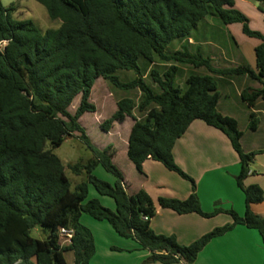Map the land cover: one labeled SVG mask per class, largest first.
<instances>
[{
  "label": "trees",
  "instance_id": "trees-1",
  "mask_svg": "<svg viewBox=\"0 0 264 264\" xmlns=\"http://www.w3.org/2000/svg\"><path fill=\"white\" fill-rule=\"evenodd\" d=\"M34 1L50 19L60 21L58 29L39 33L31 21L14 18L15 6L0 4V264H63L61 256L66 251L72 252L73 264H88L94 242L90 231L79 223L81 214L105 221L120 238L135 241L150 253L152 261L162 264L194 263L210 240L235 226L257 231L264 250V217L252 211V206L264 201V193L257 185L244 186L249 165L260 152L244 153L236 121L217 111L219 93L213 75L247 76L257 81L262 88L244 89L240 99L248 108L258 100L264 103V35L248 31L234 0ZM208 17L224 26L242 23L245 34L260 40L254 49L255 73L247 65L213 69L210 59L199 53H167L173 42L190 39ZM140 60L147 65L156 60L190 63L212 75L189 74L181 89L175 85L176 66H169L162 76L153 70L150 76L159 89L155 93L144 82ZM118 71L133 72L136 77L122 83L115 75ZM98 78L116 89H136L142 94L138 110L144 113L143 119L133 116L131 99L120 98L115 113L100 124L107 132L114 122L126 117L133 120L126 157L136 171L141 173L142 164L151 159L190 184L186 199L159 198L158 207L204 219L226 214L230 224L214 228L188 246L179 245L174 236L151 230L156 208L150 197L143 190L126 194L123 177L111 162L110 148H94L78 123L83 114L96 110L89 99ZM78 95L79 106L70 114L68 108ZM197 120L220 131L238 158L235 183L244 196L242 216L217 208L202 212L194 181L173 160L176 140ZM257 126L258 120L250 113L249 130L255 131ZM75 134L91 152V159L86 165L72 167L73 174L84 175L85 180L70 190L64 166L53 150ZM97 165L115 176L113 185L92 175ZM88 185L97 195L111 198L115 210L102 207L96 199L84 202ZM34 229L42 239L31 236ZM60 229L73 232L67 246L59 244Z\"/></svg>",
  "mask_w": 264,
  "mask_h": 264
},
{
  "label": "crops",
  "instance_id": "crops-1",
  "mask_svg": "<svg viewBox=\"0 0 264 264\" xmlns=\"http://www.w3.org/2000/svg\"><path fill=\"white\" fill-rule=\"evenodd\" d=\"M188 40L191 41V38ZM213 46L218 50L215 42H213ZM225 58H229L227 64L230 65V68L244 65L243 56L237 50V46L236 52L230 57L225 56ZM211 62L212 59H210V65ZM248 67L255 73V56L254 61L248 62ZM200 75L212 74L208 72ZM213 76L218 84L219 101L217 111L220 115L234 119L239 128V119L232 113L236 110L240 117L244 115V119L241 120L244 121L245 125L247 124V130H249L250 113H253L259 119L257 129L255 131L249 130L250 134H246V131H241L239 128L242 133L240 146L244 153L260 152L250 164L253 165V169H250L249 166V173L244 180V186L257 185L264 193V103L258 100L252 108L246 109V104L240 99V94L244 89L259 90L262 85L247 76ZM114 105L116 111V101H114ZM98 123L101 124L102 121L98 120ZM133 123L131 118L126 117L121 122H114L109 131L103 132L107 138L114 140L116 138L115 141L118 139L122 140L121 149L125 155ZM118 131H120V135H116ZM257 133H260V136H257ZM87 137L89 138L88 135ZM115 141H109L105 147L97 150L102 151L107 147L110 148L109 152L112 154L111 162L123 177V186L127 195L131 196L139 190H143L150 197L156 212L149 224L155 234L174 236L179 245L188 246L214 228L231 223L230 217L226 214H219L213 218L204 219L195 214L177 215L170 210L159 208L157 205L159 198L186 199L190 194L189 182L175 173L167 171L160 163L151 159L146 160L142 164L141 173L136 171L129 160L127 163L122 161L121 166L117 165L119 151ZM172 155L176 166L194 181L195 192L202 212L211 213L217 208L223 211L232 210L239 216L243 215L244 196L235 183V177L240 171L239 161L228 139L220 131L205 125L202 121H194L189 125L185 133L176 140ZM98 178L107 183H112L111 180L104 178L102 175H98ZM97 201L108 210H115V205L110 200L99 198ZM217 203L218 207H216ZM258 205L260 206H252V211L257 216L264 217V201ZM79 223L92 233L94 253L95 234L103 232L121 250L135 253L134 257L138 261H142L148 256L150 257V253L140 249L135 241L120 238L105 221H95L89 216L80 215ZM61 258L63 264H73L72 252L66 251L62 253ZM102 260L100 258V264H104ZM149 260L151 259L149 258ZM149 260L148 262H152V260ZM88 264H90V261ZM192 264H264V250L260 236L255 230L247 229L243 226H235L224 235L210 240L198 253Z\"/></svg>",
  "mask_w": 264,
  "mask_h": 264
},
{
  "label": "rangeland",
  "instance_id": "rangeland-1",
  "mask_svg": "<svg viewBox=\"0 0 264 264\" xmlns=\"http://www.w3.org/2000/svg\"><path fill=\"white\" fill-rule=\"evenodd\" d=\"M0 4L4 8H7L10 5L15 6L16 13L14 14V18L19 21H31L39 33L53 31L58 29L60 26V21L50 19L44 7L34 0H0ZM234 4L236 10H238L240 14L246 19V27L248 31L264 35V14L260 10H264V3L260 5L254 0H234ZM243 27L244 25L242 23H233L224 26L217 18L208 17L197 25L196 29L191 35V41L182 40L173 42L167 48V53L173 54L175 52H187L192 56L199 53L204 59H212V68L228 69L230 68V65L227 64L229 58H225V56H232V54L236 52L237 46V50L243 56L244 65L248 66L249 61H254V49L260 44V40L254 36L245 34L243 31ZM212 41L215 42V44L218 46V50L214 48V46L212 47ZM139 64L144 75V82L148 86H150L155 93H159V89L156 84L153 83L152 77L150 76V73L153 70L156 71L159 76H162V74L167 70L169 66H176L179 71L176 74L175 85L180 87L181 89L185 88L184 80L187 75H200L208 73V71L204 67L195 69L190 63H181L176 61L162 62L156 60L153 65H147L142 60H140ZM115 75L120 79L122 83L131 82L136 77L133 72L126 71H118L115 73ZM261 80L264 84V78H262ZM120 98L131 99L135 106V109L133 110V116L136 119H143L144 113L138 110V105L142 101L143 97L138 90H119L114 88L107 82H104L101 78H98L95 81L90 93V103H92L96 107V112L94 114H83L79 119V123L86 130L92 146H94L96 149H102L109 141L114 142L116 140V138L114 140L112 138L106 137V135L100 128L98 120H101L103 122L104 120L108 119L115 111L114 101H117ZM79 102L80 95H78L69 106L68 111L70 114H74L75 110L79 106ZM247 108L248 107H246V109ZM232 113L239 119L240 130L246 131V134H250L249 130H247L246 128L247 124L245 125L244 121L241 120L244 119V115H241L240 117V114L236 112V110H234ZM257 120L259 121V119ZM119 133L120 131H118L116 135H120ZM76 136H78V134H75V136L68 138L61 144L60 147L53 150V154L60 159L64 166V173L70 183V190H73V188L77 184L85 180L84 175L82 177L75 176L72 172V167L74 165H86L91 159V152L76 138ZM257 136H260V133H257ZM121 142V139L115 141L119 151L116 163L120 166L122 164V161L126 163L128 162L125 153H123V150L121 149ZM249 166L250 169H253V165ZM92 175L102 182L105 181L99 179L98 175H102L104 178L111 180L112 183L105 182L109 185H113L116 181L115 176L112 173L107 172L101 165H97L94 168ZM99 198H104L113 202V200L109 197H99L93 187L88 185L84 202L94 199L97 200ZM216 207H218V203ZM81 216L88 215L81 214ZM31 236L35 239H42V235L38 229L32 230ZM134 254L135 253L133 252L125 251L123 249L121 250V248H118V246L114 244V241H112L110 237L103 232L100 234L96 233L95 253L90 260V264H100V258L103 259L102 261H104V264H162L159 261L148 262L149 256L142 261H138L134 257Z\"/></svg>",
  "mask_w": 264,
  "mask_h": 264
},
{
  "label": "built area",
  "instance_id": "built-area-1",
  "mask_svg": "<svg viewBox=\"0 0 264 264\" xmlns=\"http://www.w3.org/2000/svg\"><path fill=\"white\" fill-rule=\"evenodd\" d=\"M144 220H146V218H144ZM72 234L73 232L71 230L60 229L58 233L60 246H67L69 244Z\"/></svg>",
  "mask_w": 264,
  "mask_h": 264
},
{
  "label": "water",
  "instance_id": "water-1",
  "mask_svg": "<svg viewBox=\"0 0 264 264\" xmlns=\"http://www.w3.org/2000/svg\"><path fill=\"white\" fill-rule=\"evenodd\" d=\"M149 261H151V260H149Z\"/></svg>",
  "mask_w": 264,
  "mask_h": 264
}]
</instances>
